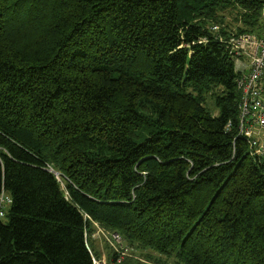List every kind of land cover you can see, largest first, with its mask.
Returning <instances> with one entry per match:
<instances>
[{
  "label": "trees",
  "instance_id": "16d2710c",
  "mask_svg": "<svg viewBox=\"0 0 264 264\" xmlns=\"http://www.w3.org/2000/svg\"><path fill=\"white\" fill-rule=\"evenodd\" d=\"M263 3L0 0V264H93V223L154 263L264 264V160L227 38L195 22L262 37Z\"/></svg>",
  "mask_w": 264,
  "mask_h": 264
},
{
  "label": "built area",
  "instance_id": "2783aa9c",
  "mask_svg": "<svg viewBox=\"0 0 264 264\" xmlns=\"http://www.w3.org/2000/svg\"><path fill=\"white\" fill-rule=\"evenodd\" d=\"M217 28V26L212 27L214 31ZM234 38L226 40L233 58H239L244 53L248 55L245 62L235 64V66L241 65V68L236 66L235 70L239 75L236 79V87L240 94L238 127L240 135L247 139L252 148L251 142L258 138L259 133L264 132V35L259 37L244 33ZM253 150L264 160V149L262 154L258 150ZM10 202L9 195L0 194V218L4 217L5 208ZM116 235L121 239L118 233ZM92 260L93 264H105L97 260L94 255Z\"/></svg>",
  "mask_w": 264,
  "mask_h": 264
},
{
  "label": "rangeland",
  "instance_id": "374dc122",
  "mask_svg": "<svg viewBox=\"0 0 264 264\" xmlns=\"http://www.w3.org/2000/svg\"><path fill=\"white\" fill-rule=\"evenodd\" d=\"M209 19H211V21H209ZM259 21L264 23V3L260 9ZM195 22H203L205 27L213 33V36L215 38L218 37L219 39H229L232 37L234 38V36L237 38L238 35L244 33L252 35V33L247 31L244 33L238 32V27H242L243 22L242 17L234 10H223L217 8L213 11L209 18L208 16L202 15L200 18H196ZM214 26L218 27L216 31L212 29ZM243 28L248 29L249 27L245 25ZM254 35L257 36V34ZM204 41L205 38L203 39V42ZM204 97L206 109L210 110L212 114L215 115L217 113V106H215L214 96L211 93H205ZM251 143L252 148L258 150L262 154V149H264V132L259 133L258 138ZM7 208L8 207L5 208V212ZM93 230L94 231L89 235V239L93 241L95 247L100 253L99 255H93L97 260H101L105 264H159L161 262L154 263L152 260L149 261L147 259H143L142 253H139L136 249L128 246L122 237L119 239L114 231H109L97 223L94 225ZM162 259L167 260L164 257ZM169 262L170 260H167V263Z\"/></svg>",
  "mask_w": 264,
  "mask_h": 264
},
{
  "label": "crops",
  "instance_id": "0c3cea01",
  "mask_svg": "<svg viewBox=\"0 0 264 264\" xmlns=\"http://www.w3.org/2000/svg\"><path fill=\"white\" fill-rule=\"evenodd\" d=\"M248 59V55L246 53L242 54L239 58L234 59L235 64H238L239 62H245V60ZM236 68H241V65H238ZM96 223H93L95 225ZM96 251L98 255L100 254L98 249L96 248Z\"/></svg>",
  "mask_w": 264,
  "mask_h": 264
}]
</instances>
